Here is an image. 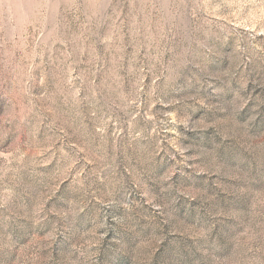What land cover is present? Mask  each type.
I'll return each mask as SVG.
<instances>
[{
	"label": "rangeland",
	"instance_id": "rangeland-1",
	"mask_svg": "<svg viewBox=\"0 0 264 264\" xmlns=\"http://www.w3.org/2000/svg\"><path fill=\"white\" fill-rule=\"evenodd\" d=\"M0 264H264V0H0Z\"/></svg>",
	"mask_w": 264,
	"mask_h": 264
}]
</instances>
